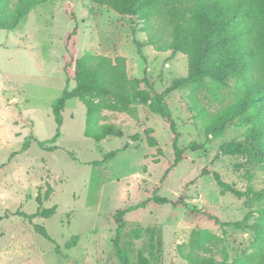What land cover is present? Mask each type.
<instances>
[{
    "label": "rangeland",
    "instance_id": "obj_1",
    "mask_svg": "<svg viewBox=\"0 0 264 264\" xmlns=\"http://www.w3.org/2000/svg\"><path fill=\"white\" fill-rule=\"evenodd\" d=\"M191 21L189 14L180 16L183 26ZM153 25L150 32L139 31V26L134 34L125 19L89 0H55L34 7L12 32L0 30V264H120L112 245L116 226L111 216L146 201L155 187L158 196L181 198L187 207L208 211L221 223L242 222L249 215L247 225H253L264 210V199L223 192L212 177L201 175L208 168L239 192L264 195V163L248 155L222 156L220 151L230 142L249 144L246 122L230 119L221 137L208 135L224 111L252 90L264 95L261 67L226 83H189L165 99L181 135L180 147L196 142L203 149L187 152L188 158L163 182L174 160L170 132L148 107L133 105L116 118L108 112L100 115L101 130L112 126L123 136H108L98 144L85 135L86 105L70 100L54 140L58 127L53 105L65 89L75 87L74 61L86 52L124 58L131 79L148 78L158 91L186 77V57L159 53L156 42L139 51L136 40H168L164 22ZM75 27L77 36L68 40ZM252 108L264 111V99ZM135 134L140 142L95 165ZM150 138L163 148L162 157L148 146ZM39 143L58 150L44 151ZM52 207L56 210L49 218H26ZM35 225L45 227L54 243L36 234ZM73 238L77 242L68 249ZM197 238L204 245L200 255L227 264H264V254L257 255L251 246L252 230L215 225L186 207L148 204L128 213L120 246L130 264H138L140 254L150 264H188L178 246L190 251Z\"/></svg>",
    "mask_w": 264,
    "mask_h": 264
},
{
    "label": "trees",
    "instance_id": "obj_2",
    "mask_svg": "<svg viewBox=\"0 0 264 264\" xmlns=\"http://www.w3.org/2000/svg\"><path fill=\"white\" fill-rule=\"evenodd\" d=\"M53 1L55 0H0V30L12 32L34 7ZM89 1L93 6L106 8L125 19L134 34L138 32L139 26H142L139 31L150 32L154 29L153 22L162 20L168 40L161 41L158 38L153 41L148 36L146 42L141 43L136 40L135 43L140 52V48L155 46L156 42L160 44L155 47L157 52L169 54L171 58L178 55L186 57L188 60L187 75L185 78L174 80L166 89L158 91L148 78L131 79L124 58L112 59L86 52L74 61L75 87L70 91L65 89L53 105V114L58 127L54 140L59 138L62 112L70 100H79L86 105L85 135L98 144L108 136L116 138L123 136L112 126L107 125L103 128L104 131L101 130L98 127L100 115L108 112L112 114V118H116L118 115L129 113L133 105L148 107L152 113L163 118L170 132V145L174 160L162 178L163 182L171 171L188 158L187 152L195 153L203 149V146L196 142L184 148L180 147L181 135L165 99L189 83H204L207 79L215 83H226L232 79L247 78L257 66L261 67L264 75V0ZM184 14L192 17V21L186 26L180 22V16ZM70 18L75 20L72 13H70ZM77 33L78 30L75 27L68 40L77 36ZM263 99L264 95L259 90H252L239 105L226 109L219 120L210 126L208 135L211 138L221 137L230 119L241 118L249 126L246 134V141L249 144L241 142L225 144L220 148L222 156L248 155L264 163V111H255L252 108V105ZM140 140L139 134L130 136L122 148L105 153L102 161L95 165L102 166ZM39 146L47 152L58 150L56 146L46 147L45 143H39ZM148 146L155 148L158 158L163 156L164 150L155 139L150 138ZM134 147L137 149V145ZM26 149L27 145H24L23 150ZM70 155L74 158L73 154L70 153ZM201 175L212 177L223 192H229L240 198L264 199V195L260 192L237 191L232 185L225 183L218 173L208 168H205ZM157 191L158 187H155L146 201L134 207L119 209L111 216L116 226L112 245L120 264H130L126 252L120 246L121 234L125 228V217L132 211L144 209L148 204L172 208L186 207L197 216L215 225L233 227L237 230L248 228L254 233L251 246L255 253L264 254V210L260 211L253 225H247L249 215L242 222L221 223L208 211L191 209L181 198L170 200L160 197ZM38 199H40L39 196ZM55 210V207L44 209L35 215H26V218H49L54 215ZM34 230L36 234L54 243L45 227L35 225ZM76 242L77 238H73L67 243V248L71 249ZM186 247L184 244L179 245L178 254L188 264H227L217 261L214 257L200 255L198 251L204 249L200 238L194 240L190 251H187ZM138 264H150V261L140 254Z\"/></svg>",
    "mask_w": 264,
    "mask_h": 264
}]
</instances>
